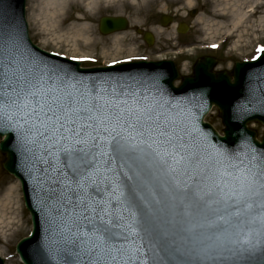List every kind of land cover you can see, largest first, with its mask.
Segmentation results:
<instances>
[{"label":"snow or ice","instance_id":"snow-or-ice-1","mask_svg":"<svg viewBox=\"0 0 264 264\" xmlns=\"http://www.w3.org/2000/svg\"><path fill=\"white\" fill-rule=\"evenodd\" d=\"M180 108L139 82L85 81L10 42L0 48V127L46 166L65 264H149V254L215 264L254 252L264 151L209 145Z\"/></svg>","mask_w":264,"mask_h":264},{"label":"rangeland","instance_id":"rangeland-1","mask_svg":"<svg viewBox=\"0 0 264 264\" xmlns=\"http://www.w3.org/2000/svg\"><path fill=\"white\" fill-rule=\"evenodd\" d=\"M229 1L231 0H190V2L189 0H175V2L174 0H157L155 4H152L150 0H126L125 6L117 8L112 6V3H107L102 6V10L96 14L95 18L90 20V23H85L89 33L85 30L78 34L79 37L74 35V30L68 31L71 26L80 27V23H72L73 16L76 15L74 10H72L71 21L64 25L65 29L64 26L60 29L56 20L44 25L39 24L36 17H33L32 21L30 2L26 0L25 19L29 37L39 49L67 58L77 57L84 61L82 65L84 68L103 67L124 60L146 59L150 62L168 60L175 62L180 76H186L191 75L192 66L198 58L212 56L216 59L214 72L230 73L236 61H248L253 57L255 44L264 46V0H261V6L256 9L257 13L246 23L241 22L236 30L227 31L225 26L229 27V20L218 17L215 14V6L220 8L219 4L221 6L232 4ZM192 10H195L193 16L190 15ZM246 11L247 9L244 8L243 12ZM35 15H37L36 12ZM107 16L125 18L128 21L127 30L101 36L98 33V21ZM162 16L172 18L168 27L161 25L160 17ZM222 21H224L223 26L217 28L216 24ZM179 23H185L188 27L183 34L177 33ZM136 30L152 34L154 38L150 47ZM117 34L125 37L123 42L116 43L112 39ZM211 43L218 44L220 48L214 52L209 51L208 45ZM176 49L182 50V55L174 51ZM90 60L92 62H89ZM178 84L179 81L174 83L175 86ZM206 122L221 134L223 126L217 110L214 109L207 115ZM249 128L253 129L257 139H260L263 134L262 126L254 123L250 124ZM4 159L5 157L0 154V197L10 186H17L22 212L18 223L17 220H11L10 215L6 217L8 219H5V224L2 225L7 241L0 237V260L3 261L2 264H22L15 254V247L30 233L31 222L23 206L18 181L1 168Z\"/></svg>","mask_w":264,"mask_h":264},{"label":"water","instance_id":"water-1","mask_svg":"<svg viewBox=\"0 0 264 264\" xmlns=\"http://www.w3.org/2000/svg\"><path fill=\"white\" fill-rule=\"evenodd\" d=\"M9 7L3 9L0 7V15L4 16L8 20L14 22L8 16L18 17L16 23L19 27L10 28V36H16L17 32H21V49L18 51L28 56L31 49L28 46L27 31L24 21V4L25 0H6L5 2ZM163 25L169 23V19L163 18ZM127 28V22L123 18H102L99 22V32L101 35H108L114 32L123 31ZM185 26H180L179 31L183 32ZM5 30L0 29L1 32ZM7 32V33H8ZM145 40L150 44V39L148 35H145ZM27 48H26V47ZM28 52V53H25ZM41 53V52H40ZM39 56L49 58L45 53L39 54ZM36 61H40L39 58H32ZM65 64L71 66V68L82 78L87 75L92 74H104L109 72L108 69H95V70H80L78 64L68 63L63 61ZM215 65V61L211 58H205L198 62L193 68V77L185 78L182 80V84L179 88L174 89L172 87L173 81L178 77L173 63H160V64H134L130 66L131 68L117 67L116 73H121V71L128 69H145L151 67L153 69L165 68L168 71V80L165 81L168 94L171 95L170 101L175 103L176 97L180 94L188 93L192 97L200 96L202 98H209V102L206 103V109L201 111L197 116V121L195 128L203 133L207 132L211 137V144L213 147L227 150L230 152H240L243 151V145L251 143L254 147L264 151V136L261 142L255 140V133L247 130L246 124L249 121L260 122L264 125V108L262 109L261 115L254 114L248 115L238 124H235L233 115L239 110H249L255 109V104H259L264 100V79L262 81L255 80L250 75L254 71H258V75L264 76V55L256 62L236 64L233 69L234 83L229 82V77L225 73L214 74L212 68ZM164 82V81H163ZM147 89V88H145ZM250 94L251 98L244 94ZM208 94H211L209 96ZM260 100V101H258ZM247 103H251L252 106L247 108ZM215 105L220 112V118L223 125L225 126L224 135L225 137H219L207 124L202 122L203 117L207 113L208 108L211 105ZM186 106V105H185ZM204 134V133H203ZM0 137L4 139L0 142V152L5 155L6 159L3 163V168L8 173L17 177L22 185L24 201L27 210L29 211L32 219L33 231L29 238L22 240L17 246V254L24 264H59V260L56 256H52V260H47L45 256L44 249L42 246V239L46 235L51 237H58L63 240L65 248L67 247V242L65 237L68 233L61 228V218L54 209L52 201L49 199L48 185L44 182L48 173L43 171L45 165L39 163L32 155L31 152L27 151L21 142L18 133L14 129H5L0 127ZM244 137V138H243ZM246 139V141L244 140ZM38 167V168H37ZM37 169V172L31 171L30 176L34 178L37 186L32 185V183L23 175L22 169ZM38 169H40L38 171ZM28 173V172H27ZM139 243V241H137ZM154 264V261L149 254L147 257ZM199 264L198 261L193 260L191 264ZM2 264V261H0ZM65 264V263H62ZM159 264V262H156ZM163 264H168V261H164ZM174 264V262H173ZM258 264H264V258H262Z\"/></svg>","mask_w":264,"mask_h":264},{"label":"bare ground","instance_id":"bare-ground-1","mask_svg":"<svg viewBox=\"0 0 264 264\" xmlns=\"http://www.w3.org/2000/svg\"><path fill=\"white\" fill-rule=\"evenodd\" d=\"M156 1L157 0H150L152 4H155ZM5 2L6 0H0V7L7 9L8 5H5ZM29 2H30V18L32 21L36 17L39 24L44 25V24H49L52 20H56L57 21L56 23H58L60 29L66 23L71 21L72 10H74L76 15L73 16L72 23L74 24L80 23V27L77 28L75 26H71V28H69L68 31L74 30V32L73 31L72 32L75 33L74 35H76V37H79L80 35L78 34L85 32V30L86 32L89 33V28L85 25V23H90V20L95 18L96 14H98L102 10V6H104L105 4L112 3V6H114L115 8L122 5L125 6L127 4L126 0H29ZM229 2H231L232 4L230 5L225 4L224 6H221V4H219L220 8H217V6H215V14L223 20H229L230 23L229 27L228 25L225 26V29L227 31L233 29L236 30V28L239 26L241 22L246 23L252 17L256 9H258V7L261 6V0H253L252 2L251 0H231ZM244 8L247 9L246 12H243ZM103 9H107V7H103ZM35 12L37 15H35ZM16 18L18 20V17ZM223 24L224 21L218 22L216 26L217 28H220L223 26ZM14 25L16 26V28L19 27L18 23L12 22L7 18H5L4 16L0 15V29L5 30V32L2 31L0 33V48H3L6 45V42H10L11 44L15 45L18 50L22 48L20 43V41H22L21 32H17L16 36L14 37H13L14 34L10 36V32H8V30L10 28H13ZM63 28L65 29V26ZM120 35L121 34L114 35L112 39H114L116 43L123 42L125 37ZM156 35H158V33ZM130 72L131 70L125 69L121 71V73H116V74L112 73V75H109L108 77L102 80L97 79V81H120L127 84H137L139 82V85L140 84H146L150 86L155 85L153 82L148 80L145 81L139 80V78H137L139 77L138 74H129ZM231 76L229 78V82L234 83V78ZM161 80L164 81L162 83V87L157 85L156 88H160V89L162 88L169 91L165 82L168 80V76L165 74L161 75ZM85 81H90V80L86 79ZM172 87L175 89L173 83H172ZM208 95L211 96V94ZM244 95H246L248 97V100H250L251 98L250 94L247 93ZM207 102H209V98L204 97L202 106L197 109V114L201 112L202 107L206 105ZM251 106H252L251 103H247L246 105L247 108ZM263 108H264V102L255 104L254 111L256 114L261 115ZM206 118L207 117H205L204 120H206ZM253 124L254 123H252L251 125ZM196 135L198 137H202L198 133H196ZM209 141L210 140L208 139L207 143ZM8 206L10 207L9 210L7 211ZM21 212L22 210L20 206V199L18 195L17 186L15 185L10 186L3 194H1L0 197V237L3 240L7 241V237L5 236V234H3V226H2L3 224H5L4 222L5 219H8L6 217L11 215L13 216L14 219L11 216L10 219L14 221L17 220L18 223ZM7 225L8 224H6V226ZM55 238L56 237H47L48 241L44 243L45 253L48 258L47 260L52 261V256H54L59 246L61 245L60 242L52 240Z\"/></svg>","mask_w":264,"mask_h":264}]
</instances>
